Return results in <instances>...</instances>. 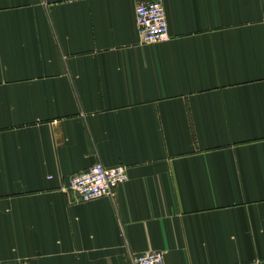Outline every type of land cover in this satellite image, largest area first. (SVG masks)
<instances>
[{
    "label": "crops",
    "instance_id": "0c3cea01",
    "mask_svg": "<svg viewBox=\"0 0 264 264\" xmlns=\"http://www.w3.org/2000/svg\"><path fill=\"white\" fill-rule=\"evenodd\" d=\"M140 1L0 0V264H264L263 0Z\"/></svg>",
    "mask_w": 264,
    "mask_h": 264
},
{
    "label": "built area",
    "instance_id": "2783aa9c",
    "mask_svg": "<svg viewBox=\"0 0 264 264\" xmlns=\"http://www.w3.org/2000/svg\"><path fill=\"white\" fill-rule=\"evenodd\" d=\"M264 3V0H263ZM136 25L142 43L168 40L169 27L162 1H140L136 4ZM125 166H105L97 162L85 171L73 174L69 188L77 193L81 201H89L102 196L115 198L117 189L128 180ZM133 264H166L164 253L148 250L134 256Z\"/></svg>",
    "mask_w": 264,
    "mask_h": 264
},
{
    "label": "bare ground",
    "instance_id": "6f19581e",
    "mask_svg": "<svg viewBox=\"0 0 264 264\" xmlns=\"http://www.w3.org/2000/svg\"><path fill=\"white\" fill-rule=\"evenodd\" d=\"M162 252V251H161ZM165 256V255H164ZM166 263V262H165Z\"/></svg>",
    "mask_w": 264,
    "mask_h": 264
}]
</instances>
